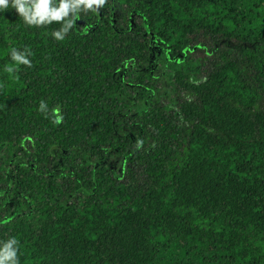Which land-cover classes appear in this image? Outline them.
<instances>
[{
  "label": "trees",
  "instance_id": "obj_1",
  "mask_svg": "<svg viewBox=\"0 0 264 264\" xmlns=\"http://www.w3.org/2000/svg\"><path fill=\"white\" fill-rule=\"evenodd\" d=\"M125 1L136 2L144 33L81 12L58 41L61 23L29 27L11 6L0 10V155L11 154L0 166V241H19V264H264V108L239 59L213 61L199 80L177 73L187 95L178 111L136 113L142 146L131 159L141 180L116 183L103 168L122 152L111 96L124 67L151 68L154 48L177 53L202 40L264 54V0ZM13 48L30 49L32 66H16ZM8 64L17 71L6 73ZM26 141L34 156L16 162ZM71 151L100 159L88 182L77 173L83 196L39 200L36 186L68 166Z\"/></svg>",
  "mask_w": 264,
  "mask_h": 264
},
{
  "label": "rangeland",
  "instance_id": "obj_2",
  "mask_svg": "<svg viewBox=\"0 0 264 264\" xmlns=\"http://www.w3.org/2000/svg\"><path fill=\"white\" fill-rule=\"evenodd\" d=\"M132 2L107 0L105 6L99 10L100 17L111 16L116 27L121 30L144 33L142 19L134 10L136 2ZM85 26L81 24L79 27L83 29ZM154 51L157 53V58L151 68L143 70L145 65L130 66L129 64L124 67L121 82L123 89L120 93L111 96V104L121 113L120 130L124 135L120 141L122 152L111 153L103 168L112 173L116 183H127L132 176H136L139 180L142 178L139 168L131 159V151L137 144L135 138L138 137V131L132 126V122L138 118L136 113L144 111L147 107L165 108L168 113L178 111L187 98L177 82V73H182L189 80H199L209 70L213 61H222L228 57L237 58L246 79L261 92L262 100L259 107L264 108V54L255 52L253 47L240 44L233 39H221L215 42L212 40L190 42L177 53L159 47L154 48ZM15 154L18 155L16 162L31 159L34 154L30 141H26ZM10 158L11 154L8 151L1 154L0 166L4 168ZM61 158L54 159L56 168L64 164ZM67 160L68 166L57 171L54 168L55 174L41 180L39 186H36L35 190L43 189L40 191L39 200L56 196L63 198L66 195L68 197L71 195V200H74L75 195L83 196L82 191H77L76 188L77 173L88 182L91 179L93 165L100 160L98 153L81 154L79 151H71ZM26 170L29 176H35L29 167H26ZM6 186L7 184L2 181V187ZM0 199L2 200L3 197L1 196Z\"/></svg>",
  "mask_w": 264,
  "mask_h": 264
},
{
  "label": "clouds",
  "instance_id": "obj_3",
  "mask_svg": "<svg viewBox=\"0 0 264 264\" xmlns=\"http://www.w3.org/2000/svg\"><path fill=\"white\" fill-rule=\"evenodd\" d=\"M106 3L107 0H0V10L11 6L29 27L46 26L53 22L61 23L62 27L51 34L56 40L61 41L74 27L81 12L98 13ZM30 55L32 53L28 48L23 52L16 48L11 50V59L16 66L31 67ZM16 66L8 64L4 71L13 74L17 71ZM0 87L3 85L0 84ZM39 111L45 114V118H49L48 105L44 100H41L39 104ZM63 120L60 107L53 108L51 122L58 126ZM140 146H142V141L137 143V147ZM18 244L19 241L16 238L0 241V264H19Z\"/></svg>",
  "mask_w": 264,
  "mask_h": 264
}]
</instances>
